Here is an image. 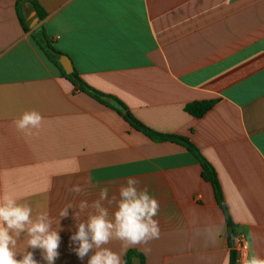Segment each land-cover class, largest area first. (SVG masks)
Segmentation results:
<instances>
[{
  "label": "crops",
  "instance_id": "0c3cea01",
  "mask_svg": "<svg viewBox=\"0 0 264 264\" xmlns=\"http://www.w3.org/2000/svg\"><path fill=\"white\" fill-rule=\"evenodd\" d=\"M19 1L0 0V195L61 229L55 264H87L70 240L74 209L60 219L61 209L91 204L102 187L118 196L128 177L159 202L160 236L127 249L115 239L104 245L123 264L130 250L145 264H231L238 234L249 257L264 258V0H35L42 21ZM41 29L88 85L198 148L217 172L234 235L199 160L77 90L31 38ZM207 101L215 103L201 118L185 110ZM31 110L44 119L38 135L26 136L13 122ZM77 184L83 191L70 192ZM28 239L17 240L16 259L26 250L46 264Z\"/></svg>",
  "mask_w": 264,
  "mask_h": 264
},
{
  "label": "clouds",
  "instance_id": "9594fccd",
  "mask_svg": "<svg viewBox=\"0 0 264 264\" xmlns=\"http://www.w3.org/2000/svg\"><path fill=\"white\" fill-rule=\"evenodd\" d=\"M43 119L39 112L31 110L22 113L13 123L18 131L31 136L38 135ZM139 184L138 178L128 177L119 187L118 196H110L109 188L102 187L98 199L91 204L81 200L61 209L60 219L67 218L69 209H74L76 231L70 240L75 245L73 252L81 261L87 257V264H123L121 255L104 245L115 239L127 249L159 238V222L155 219L159 202L149 193L147 186L140 188ZM69 191L80 194L83 188L77 184ZM18 199L7 192L0 195V264H38L31 251L25 250L22 258L16 259L14 249L22 233L29 238L27 248L40 249L46 264H55L60 255L61 229L52 228L53 221L47 214H39L33 220L32 208L19 204ZM113 206L114 210L110 211ZM84 213H87L86 219L80 220ZM240 264H264V258L244 254Z\"/></svg>",
  "mask_w": 264,
  "mask_h": 264
},
{
  "label": "trees",
  "instance_id": "16d2710c",
  "mask_svg": "<svg viewBox=\"0 0 264 264\" xmlns=\"http://www.w3.org/2000/svg\"><path fill=\"white\" fill-rule=\"evenodd\" d=\"M22 2H28L33 6L39 21H42L46 18L47 14L45 10H43V8L35 0H20L17 3V9L19 8ZM20 20L23 22L22 17H20ZM23 26L26 29V31H28V27L25 26V24ZM31 38L37 44V46L43 51V53L47 56V58L55 66L58 67V69L61 71L62 76L67 78L69 81H71L77 90L90 95L92 98L99 101L103 105L115 110L119 115H121L126 120V122L134 130L142 133L150 140L154 142H173L189 150L199 160L203 169L202 171L203 179L212 185L217 202L219 203L221 209L225 214L227 227L230 233L234 235V224L232 222L229 209L225 204L223 191L217 176V172L213 167V165L206 160V158L200 153V151L195 145H193L191 142H189L187 139L181 136L174 134L159 133L151 129L150 127L146 126L141 121H139L135 116H133L128 111L127 107L118 98L104 94L96 90L95 88L91 87L85 81L82 80V78L78 75L76 71H73V73L67 75L63 70L61 64L59 63V58L62 54L52 46L50 39L48 38V36L46 35L43 29L32 33ZM214 103H215L214 101L196 102V103L188 104L185 107V110L190 115L196 118H201L205 113H207L213 107ZM134 258H138L140 260V264H145L144 255L140 254L136 250H130L127 252L125 256L126 264H132V260ZM231 264H236V255L234 252L231 255Z\"/></svg>",
  "mask_w": 264,
  "mask_h": 264
},
{
  "label": "built area",
  "instance_id": "2783aa9c",
  "mask_svg": "<svg viewBox=\"0 0 264 264\" xmlns=\"http://www.w3.org/2000/svg\"><path fill=\"white\" fill-rule=\"evenodd\" d=\"M232 249L236 255V263L240 262L242 255L246 254L249 256L250 254L249 242L243 234L234 236Z\"/></svg>",
  "mask_w": 264,
  "mask_h": 264
},
{
  "label": "water",
  "instance_id": "95a60500",
  "mask_svg": "<svg viewBox=\"0 0 264 264\" xmlns=\"http://www.w3.org/2000/svg\"><path fill=\"white\" fill-rule=\"evenodd\" d=\"M59 63L61 64L63 70L65 71L67 75L73 73L74 68H73L72 61L69 57L65 55H61L59 58Z\"/></svg>",
  "mask_w": 264,
  "mask_h": 264
}]
</instances>
